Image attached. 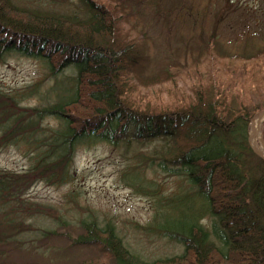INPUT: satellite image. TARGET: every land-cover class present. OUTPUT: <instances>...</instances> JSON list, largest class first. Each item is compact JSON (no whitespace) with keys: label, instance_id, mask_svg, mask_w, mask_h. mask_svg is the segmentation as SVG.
<instances>
[{"label":"trees","instance_id":"1","mask_svg":"<svg viewBox=\"0 0 264 264\" xmlns=\"http://www.w3.org/2000/svg\"><path fill=\"white\" fill-rule=\"evenodd\" d=\"M137 13L121 0H77L69 11L0 0V63L18 54L40 60L54 77L72 70L52 86L54 99L35 107L21 103L39 80L21 91L0 84V150L11 141L29 151L23 172L0 168V262L25 246L34 226H26L28 191L38 182H74L77 149L101 141L154 144L139 161L182 175L192 188L164 197L138 172L128 183L164 208L151 230L184 245L164 264H264V160L249 143L250 123L264 110L263 37L255 49L232 52L215 27L190 61L155 68L143 53L149 40ZM206 61L208 72L200 68ZM182 68L189 80L180 87ZM46 117L58 125L44 129ZM44 219L53 227H40V237L64 230L68 243L96 245L111 264H161L132 252L112 221L83 219L74 235L67 219Z\"/></svg>","mask_w":264,"mask_h":264},{"label":"rangeland","instance_id":"2","mask_svg":"<svg viewBox=\"0 0 264 264\" xmlns=\"http://www.w3.org/2000/svg\"><path fill=\"white\" fill-rule=\"evenodd\" d=\"M121 1L142 18L149 40L147 47L144 44L143 53L151 55V66L155 68L158 65L169 66L177 61H190L195 49L198 47V52L201 51L202 44L209 41L215 27L220 46L232 52L255 49L262 45L261 36L264 39V0ZM14 2L31 9L49 5L60 11H69L77 0ZM200 68L210 71V62L206 61ZM180 71L178 82L189 80L185 69ZM47 72L38 59L9 54L0 63V84L6 91H21L39 80L36 92L28 95L21 105L35 107L37 104H47L48 100L54 99L52 86L57 80H67L72 70L67 69L55 77ZM195 74L192 79L197 77ZM151 104L154 107L161 105L155 102ZM163 105L166 106L165 101H162ZM263 124L264 120L260 128L253 132L250 140L252 148L264 149L260 142ZM49 125L55 127L58 120L54 117L44 118V129ZM23 144L9 141L3 145L4 148L0 150V168L15 173L27 169L29 151L27 146L22 147ZM153 146L136 142L113 146L97 141L79 147L74 158V182L55 185L38 182L28 191L26 208L30 216L26 226H34L26 234L25 246L8 251L4 262L0 264H111L96 245L68 243L65 237H61L64 230L55 236H38L40 227H53V224L47 223L49 219H44L51 214L67 219L71 226L70 232L74 235L80 233L76 224L83 219L95 218L100 223L112 221L125 245L151 263L157 261L164 264L166 259L181 254L184 251L183 244L161 237L151 230L158 221V214H164L157 195L142 192L128 184L136 174L143 173L147 183L153 181L154 184H160L159 192L164 197L184 194L188 190L192 193V188L182 175L169 176L152 163L139 161ZM124 175L126 177L123 178ZM70 194L76 198L72 200ZM37 211L41 212L38 218Z\"/></svg>","mask_w":264,"mask_h":264},{"label":"water","instance_id":"3","mask_svg":"<svg viewBox=\"0 0 264 264\" xmlns=\"http://www.w3.org/2000/svg\"><path fill=\"white\" fill-rule=\"evenodd\" d=\"M255 120H259V122H262L264 120V110L262 112L258 113L254 117V119L252 120V128H253V123H254ZM250 139H251V137H250ZM260 141H261V144L264 146L263 140L261 139ZM254 151L256 152V154L258 156H260L262 159H264V151L262 152V151H260L258 149H254Z\"/></svg>","mask_w":264,"mask_h":264},{"label":"bare ground","instance_id":"4","mask_svg":"<svg viewBox=\"0 0 264 264\" xmlns=\"http://www.w3.org/2000/svg\"><path fill=\"white\" fill-rule=\"evenodd\" d=\"M258 125H259V120H255V122H254V132H256V130H257V128H258ZM258 150H260V151H264V149H258Z\"/></svg>","mask_w":264,"mask_h":264}]
</instances>
